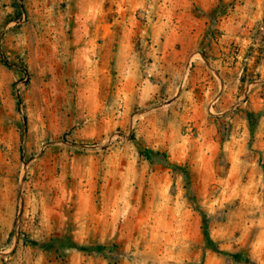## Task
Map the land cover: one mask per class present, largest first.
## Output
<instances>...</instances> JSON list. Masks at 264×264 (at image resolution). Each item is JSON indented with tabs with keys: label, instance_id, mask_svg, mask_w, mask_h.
<instances>
[{
	"label": "rangeland",
	"instance_id": "rangeland-1",
	"mask_svg": "<svg viewBox=\"0 0 264 264\" xmlns=\"http://www.w3.org/2000/svg\"><path fill=\"white\" fill-rule=\"evenodd\" d=\"M0 264H264V0H0Z\"/></svg>",
	"mask_w": 264,
	"mask_h": 264
},
{
	"label": "trees",
	"instance_id": "trees-1",
	"mask_svg": "<svg viewBox=\"0 0 264 264\" xmlns=\"http://www.w3.org/2000/svg\"><path fill=\"white\" fill-rule=\"evenodd\" d=\"M144 155L147 157V159L150 161L153 159L154 156H162L164 159H167V155L165 153H155L152 150H146L144 152ZM34 245L38 246L39 244H36L33 242Z\"/></svg>",
	"mask_w": 264,
	"mask_h": 264
}]
</instances>
